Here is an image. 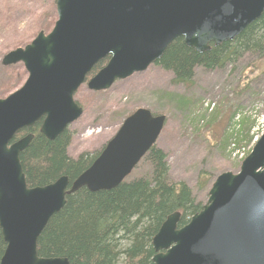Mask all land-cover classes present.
Returning a JSON list of instances; mask_svg holds the SVG:
<instances>
[{"label": "water", "instance_id": "water-1", "mask_svg": "<svg viewBox=\"0 0 264 264\" xmlns=\"http://www.w3.org/2000/svg\"><path fill=\"white\" fill-rule=\"evenodd\" d=\"M56 11L49 33L2 59L4 66L22 63L28 76L0 98V264H70L39 256L48 222L79 189L111 190L126 180L157 143L166 116L137 108L77 178L38 187H28L20 161L34 134L16 136L41 121L40 132L55 140L82 117L75 94L83 84L108 90L146 71L180 38L200 53L232 41L262 17L264 0H56ZM180 218L169 215L154 236V264H264V132L237 173L218 175L202 211L182 228Z\"/></svg>", "mask_w": 264, "mask_h": 264}, {"label": "trees", "instance_id": "trees-1", "mask_svg": "<svg viewBox=\"0 0 264 264\" xmlns=\"http://www.w3.org/2000/svg\"><path fill=\"white\" fill-rule=\"evenodd\" d=\"M248 54L257 56L260 65L256 68L264 75V13L234 40L218 46L211 44L210 50L202 53L188 47L182 38L177 39L154 65L172 74L173 85L187 86L193 84L198 68L208 71L222 69L236 65ZM109 58L98 62L87 79L102 69ZM21 69L25 76L22 65ZM82 88L83 85L78 94L82 93ZM167 94L168 103L175 104L179 109L183 104L185 106L183 97ZM86 96L83 95V99ZM161 99L158 100L162 104ZM150 110L154 115L159 114L157 110ZM41 124V121L38 122L15 138L34 134L30 145L20 155L28 187L51 184L63 175L73 181L90 167L107 143L98 151H84L74 157L69 151L73 141L71 130L68 128L55 140H50L40 132ZM236 124L238 127L229 137L227 135L226 142L234 149H240L241 143L251 140L252 121L242 117ZM224 142L225 139L222 147ZM251 150L243 153L244 157ZM143 162L149 166L144 175L134 178L130 175L114 189L92 192L83 187L68 195L64 208L50 219L39 237V256L64 257L70 264H154L156 252L152 241L167 217L180 212L178 226L182 227L202 211L204 200L196 198L185 182L170 180L169 156L157 144L135 169ZM214 180L211 176L206 178L204 189L209 190ZM5 248L0 228V260Z\"/></svg>", "mask_w": 264, "mask_h": 264}, {"label": "rangeland", "instance_id": "rangeland-1", "mask_svg": "<svg viewBox=\"0 0 264 264\" xmlns=\"http://www.w3.org/2000/svg\"><path fill=\"white\" fill-rule=\"evenodd\" d=\"M56 18L54 0H0V95H5L0 98L18 90L28 76L25 68L26 75L22 74V63L4 66V55L30 43L40 31L49 33ZM258 65L257 56L248 54L236 65L222 69L200 67L193 84L187 86L173 85L172 74L154 64L142 73L116 81L105 91H91L84 84L82 93L75 95L84 113L69 127L73 134L69 151L74 157L84 151H98L115 134L124 115L134 112L131 110H157L167 118L157 146L169 156L170 180L188 184L205 204L209 193L203 187L205 179H215L226 171L238 172L242 153L251 150L264 131V75ZM167 93L183 97L185 106L179 109L168 103ZM242 117L251 119L252 137L250 142L241 143L240 149H234L226 138ZM148 169L143 162L131 177L144 175Z\"/></svg>", "mask_w": 264, "mask_h": 264}, {"label": "flooded vegetation", "instance_id": "flooded-vegetation-1", "mask_svg": "<svg viewBox=\"0 0 264 264\" xmlns=\"http://www.w3.org/2000/svg\"><path fill=\"white\" fill-rule=\"evenodd\" d=\"M183 226H185V225H183ZM183 226H182V227H183ZM182 227H179V228H182Z\"/></svg>", "mask_w": 264, "mask_h": 264}]
</instances>
